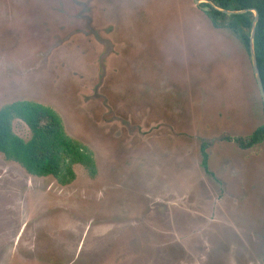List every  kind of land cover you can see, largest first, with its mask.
Instances as JSON below:
<instances>
[{"label":"rangeland","instance_id":"1","mask_svg":"<svg viewBox=\"0 0 264 264\" xmlns=\"http://www.w3.org/2000/svg\"><path fill=\"white\" fill-rule=\"evenodd\" d=\"M16 101L56 111L99 174L63 186L0 154V264H264V145L236 143L264 123L252 60L193 0H0Z\"/></svg>","mask_w":264,"mask_h":264},{"label":"trees","instance_id":"2","mask_svg":"<svg viewBox=\"0 0 264 264\" xmlns=\"http://www.w3.org/2000/svg\"><path fill=\"white\" fill-rule=\"evenodd\" d=\"M218 7L247 13L228 16L216 10L207 12L214 28L230 29L250 51V37L256 11L255 50L264 86V0H211ZM207 6V5H206ZM22 121L31 137L24 140L13 129L14 121ZM229 140V139H227ZM264 142V124L247 139H237L243 148H253ZM203 144V166L208 169V154ZM0 154L8 162L20 165L30 176L53 177L63 186L76 179L75 167L81 166L95 179L99 174L94 152L81 141L71 137L61 116L52 108L33 102L16 101L0 109Z\"/></svg>","mask_w":264,"mask_h":264},{"label":"water","instance_id":"3","mask_svg":"<svg viewBox=\"0 0 264 264\" xmlns=\"http://www.w3.org/2000/svg\"><path fill=\"white\" fill-rule=\"evenodd\" d=\"M193 1H194V4L197 6L200 4L199 0H193ZM226 13L231 14L230 12H226ZM254 13H255V19L253 22L252 33H251V37H250V57L252 60L253 71H254L256 82H257L258 89L260 92V96L264 102V86H263L262 78L260 75V70L258 67V61H257V56H256V50H255L256 26H257V23L259 21V15L256 11H254Z\"/></svg>","mask_w":264,"mask_h":264},{"label":"flooded vegetation","instance_id":"4","mask_svg":"<svg viewBox=\"0 0 264 264\" xmlns=\"http://www.w3.org/2000/svg\"><path fill=\"white\" fill-rule=\"evenodd\" d=\"M200 1V4L197 6V5H195L200 11H202L207 17H208V19H209V21H210V23H211V25H212V22H211V20H210V18H209V16L207 15V12H210L211 10H216V11H219V12H221V13H223V14H226V15H228V16H233V15H237V14H242V13H247L248 12V10H246V11H232V10H225V9H222V8H220V7H218L213 1H211V0H199ZM207 5V6H206ZM226 12H230L231 14H228V13H226ZM213 26V25H212ZM214 28V27H213ZM214 29H217V30H228L229 32H231L232 34H234L230 29H227V28H214ZM235 35V34H234ZM236 36V35H235ZM244 46V45H243ZM246 49V48H245ZM246 51H247V49H246ZM248 53V52H247ZM249 56H250V51H249ZM254 72V71H253ZM257 83V82H256ZM258 86V85H257ZM259 90V89H258ZM259 94H260V92H259ZM261 97V96H260ZM261 100H262V98H261ZM262 104H263V109H264V102H263V100H262ZM264 124V123H263ZM262 124V125H263ZM261 125V126H262ZM259 128V127H258ZM253 134V133H252ZM251 134V135H252ZM230 140V139H229ZM228 140V141H229ZM238 144V143H237ZM262 145H264V142L263 143H261V144H258V145H256L255 147H259V146H262ZM255 147H253V148H255ZM241 148V147H240ZM243 149V148H242ZM249 149H252V148H249ZM244 150H248V149H244ZM208 160H209V158H208Z\"/></svg>","mask_w":264,"mask_h":264}]
</instances>
